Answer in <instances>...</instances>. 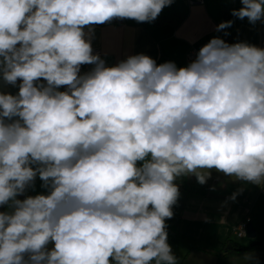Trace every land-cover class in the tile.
I'll return each mask as SVG.
<instances>
[{"label":"clouds","instance_id":"1","mask_svg":"<svg viewBox=\"0 0 264 264\" xmlns=\"http://www.w3.org/2000/svg\"><path fill=\"white\" fill-rule=\"evenodd\" d=\"M172 2L0 0V74L21 81L0 92V264H179V177L264 187V48L213 37L184 67L93 54L85 26L151 23ZM241 4L264 19V0ZM37 175L47 194L17 199Z\"/></svg>","mask_w":264,"mask_h":264},{"label":"crops","instance_id":"2","mask_svg":"<svg viewBox=\"0 0 264 264\" xmlns=\"http://www.w3.org/2000/svg\"><path fill=\"white\" fill-rule=\"evenodd\" d=\"M172 8L183 14L178 26L161 25L147 30L143 23L132 19H113L104 24L92 25L88 32L92 48L106 66H115L130 55L145 54L156 63L174 62L177 67L187 66V53L201 48L213 37L229 44L246 42L264 48V19L255 24L248 18L232 15V10L242 7L241 0H203L190 5L187 0H173ZM232 21L230 27L217 31V26ZM94 65H92L93 69ZM83 73L81 75H84ZM6 83L0 74V92L17 95L19 84ZM40 84L46 85L44 80ZM58 91H67L61 86ZM15 119V118H14ZM201 184L195 175L179 177L175 183L179 198L172 206L173 216L165 220L168 243L179 264H262L264 263V187L244 181H233L216 170ZM37 175L34 185L26 188L17 199L47 194ZM10 211L0 205V212ZM246 217L255 229L259 243L246 250L253 239L237 237L233 230ZM51 249L52 245L48 246ZM248 254L247 261L244 255Z\"/></svg>","mask_w":264,"mask_h":264},{"label":"trees","instance_id":"3","mask_svg":"<svg viewBox=\"0 0 264 264\" xmlns=\"http://www.w3.org/2000/svg\"><path fill=\"white\" fill-rule=\"evenodd\" d=\"M184 19V15L175 11L172 6H166L163 8L159 16L151 23L149 22H144L143 25L147 30L153 29L155 27L169 24L171 26H178L181 24V22ZM251 246H246V247H239L241 250H246L250 248ZM264 264V263H262Z\"/></svg>","mask_w":264,"mask_h":264},{"label":"built area","instance_id":"4","mask_svg":"<svg viewBox=\"0 0 264 264\" xmlns=\"http://www.w3.org/2000/svg\"><path fill=\"white\" fill-rule=\"evenodd\" d=\"M187 2L190 5H195V4H202L203 0H187ZM93 49V54H98L99 51L97 49ZM200 48H192L188 53H187V60L189 62L193 61L196 58V55L198 53ZM92 70V65L90 64H84L80 66V75L83 73H88ZM20 81V80H17ZM21 82V81H20ZM250 222V219L248 217H246L244 220H242L233 230V233L237 236V237H244L246 236V227L247 224Z\"/></svg>","mask_w":264,"mask_h":264},{"label":"water","instance_id":"5","mask_svg":"<svg viewBox=\"0 0 264 264\" xmlns=\"http://www.w3.org/2000/svg\"><path fill=\"white\" fill-rule=\"evenodd\" d=\"M255 229L254 227L252 226V224L249 222L247 224V227H246V237L249 238V239H253L250 243H249V246H255L257 245L259 242L257 240H254L255 238ZM240 249V248H238Z\"/></svg>","mask_w":264,"mask_h":264}]
</instances>
